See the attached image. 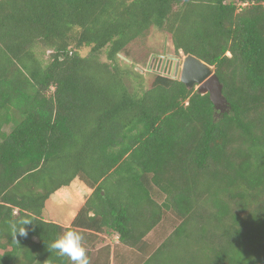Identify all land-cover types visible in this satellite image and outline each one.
Segmentation results:
<instances>
[{
    "label": "trees",
    "instance_id": "16d2710c",
    "mask_svg": "<svg viewBox=\"0 0 264 264\" xmlns=\"http://www.w3.org/2000/svg\"><path fill=\"white\" fill-rule=\"evenodd\" d=\"M152 27L227 110L162 74L130 90L112 62ZM83 229L141 264H264V0H0V264H72L50 245Z\"/></svg>",
    "mask_w": 264,
    "mask_h": 264
},
{
    "label": "rangeland",
    "instance_id": "374dc122",
    "mask_svg": "<svg viewBox=\"0 0 264 264\" xmlns=\"http://www.w3.org/2000/svg\"><path fill=\"white\" fill-rule=\"evenodd\" d=\"M86 52H88V49H81L80 53L83 55ZM182 57H184L183 54L180 52L177 54L174 51L170 36L166 32L152 27L145 34L128 43L112 63L120 69L123 80L130 90H139L149 87L155 74L171 77L169 70L157 69L158 66L153 67L158 58H161L162 62L166 59L170 63H174ZM100 61H106L104 53L101 54ZM162 64L160 67L163 66ZM57 196L59 197L58 200L68 201L67 188L60 189ZM169 218L164 221L168 223V227L170 226L164 230V234L174 226L173 217ZM83 247L86 250L89 264H141L153 250L145 246H141L139 250L138 248L124 246L118 241L117 236H110L108 239L102 238L100 241L98 239L94 244H83Z\"/></svg>",
    "mask_w": 264,
    "mask_h": 264
},
{
    "label": "water",
    "instance_id": "95a60500",
    "mask_svg": "<svg viewBox=\"0 0 264 264\" xmlns=\"http://www.w3.org/2000/svg\"><path fill=\"white\" fill-rule=\"evenodd\" d=\"M123 58L130 61L125 57ZM157 69H163V66L158 65ZM169 72L171 77H178L187 88L196 86L197 92L207 93L215 111H225L229 108V104L222 93V83L211 65L192 54H186L170 64Z\"/></svg>",
    "mask_w": 264,
    "mask_h": 264
},
{
    "label": "clouds",
    "instance_id": "9594fccd",
    "mask_svg": "<svg viewBox=\"0 0 264 264\" xmlns=\"http://www.w3.org/2000/svg\"><path fill=\"white\" fill-rule=\"evenodd\" d=\"M23 228H17L13 225V232H17L21 236L27 235L25 225L28 222H21ZM84 237L81 233L69 230L58 236L50 245L51 249L56 250L60 255L67 257L72 264H89V260L86 256V250L83 247Z\"/></svg>",
    "mask_w": 264,
    "mask_h": 264
},
{
    "label": "crops",
    "instance_id": "0c3cea01",
    "mask_svg": "<svg viewBox=\"0 0 264 264\" xmlns=\"http://www.w3.org/2000/svg\"><path fill=\"white\" fill-rule=\"evenodd\" d=\"M69 201V200H68ZM64 203H65V206H66V201H63ZM60 224H62L64 227L65 226H69V223L68 224H65V223H63V222H60ZM78 229H80V228H78ZM84 230V229H83ZM84 231H86L85 232V236L89 239L88 241H87V245H89V244H94L95 242H97L98 241V239H99V241L100 240H102V238L104 239V238H110V236L109 235H107L106 233H103V232H101V233H99V232H94V231H92V230H84ZM89 234H91V235H89ZM100 236V237H99ZM112 237H115L114 235L112 236ZM84 242V241H83ZM104 242H105V240H104Z\"/></svg>",
    "mask_w": 264,
    "mask_h": 264
},
{
    "label": "flooded vegetation",
    "instance_id": "af4514ba",
    "mask_svg": "<svg viewBox=\"0 0 264 264\" xmlns=\"http://www.w3.org/2000/svg\"><path fill=\"white\" fill-rule=\"evenodd\" d=\"M177 58H178V57H177ZM161 63H163V64H162V65H163V68L169 70V68H170V64H171L170 61L165 59V61L162 62L161 58H160V59L158 58V60L155 61V63L153 64V67L158 66V65L160 66Z\"/></svg>",
    "mask_w": 264,
    "mask_h": 264
}]
</instances>
